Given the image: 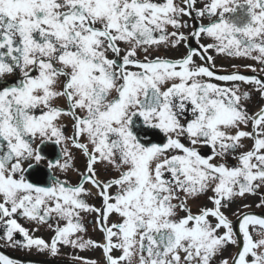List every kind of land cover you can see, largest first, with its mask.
Instances as JSON below:
<instances>
[{"label":"snow or ice","instance_id":"obj_1","mask_svg":"<svg viewBox=\"0 0 264 264\" xmlns=\"http://www.w3.org/2000/svg\"><path fill=\"white\" fill-rule=\"evenodd\" d=\"M197 3L0 0V239L53 257L60 246L100 249L105 264H229L223 253L236 245L231 264H264V217L237 209V231L227 215L264 189V106L248 111L253 90L264 101V78L217 74L209 54L250 59L264 73V0ZM193 12L209 21L191 33L198 48L150 58L189 39L180 29ZM100 168L115 175L102 180ZM201 198L212 206L193 213L189 201ZM87 215L102 242L85 238ZM42 226L48 241L30 234ZM0 264L15 262L0 255Z\"/></svg>","mask_w":264,"mask_h":264},{"label":"flooded vegetation","instance_id":"obj_2","mask_svg":"<svg viewBox=\"0 0 264 264\" xmlns=\"http://www.w3.org/2000/svg\"><path fill=\"white\" fill-rule=\"evenodd\" d=\"M158 2H163V0H158ZM175 2L180 4L181 6H184L182 4V0H175ZM205 2L206 0H198V3L195 5V7L197 9H200L204 6ZM193 17H195V19H193ZM182 20L186 21L188 26L181 28L180 31L184 33L185 36H188L189 39L182 42V44L176 49L165 48L161 46L158 49H155L152 51V55L150 58H155L159 56L162 58H170L172 60H175L185 55L189 48H198L196 41L191 38V33L194 30H196L200 25L207 24L209 21L205 18L196 17L195 12H193L191 16L182 17ZM168 31L171 32L173 31V29L169 27ZM212 42L213 41L207 37H202L201 39V43L204 45H207L208 43H212ZM209 54L215 57L214 59L215 68H213L212 70L216 72L217 74H225V73H230L233 71H239L240 73L248 75V76L255 75V76L264 78V73L260 72L261 65H259L255 61H252L250 59H244V58L235 59V58L227 57L224 55H217L215 52L211 50ZM140 58L141 59L143 58L142 54ZM197 62L203 63L199 60H197ZM233 65H239L241 67H239V69H236L232 67ZM248 65L255 67L257 69V72L253 73L250 68L245 67ZM205 79H208V78H205ZM211 82L218 83V84L223 83V82H218L215 80H212ZM256 96L259 97V94H257ZM258 99L260 100L262 106H264V101H262L260 97ZM57 104L58 106L63 107L64 101L58 100ZM252 112L253 111H251V113ZM61 123L65 125V132L67 135L70 136L72 134V123H71L70 118L65 117L61 121ZM154 140L158 143H162L164 142L165 138L163 137L162 134H157L156 136H154ZM184 142L187 143V141H184ZM73 151L76 153V158L74 160L75 167L79 169L81 172H83L85 169V162H86L85 157H83V155L80 154L78 150L73 149ZM200 151H201V154H204V155H207L209 153V149L206 147H201ZM228 163L232 165V164H235L236 162L230 158ZM98 175L100 179L106 180L110 178V176L115 175V173L113 171H109V173L106 175L104 170L100 168L98 171ZM66 178L72 184H76L79 181V176L76 172L69 173ZM32 179H37V177L33 176ZM87 186L88 185H86V187ZM208 195H211V193H208ZM261 195H264V189L261 190L260 195H249L246 198H239L232 205V209L230 212L227 213V215L229 216V219L233 222V224L236 226L237 231H238V220L235 215H232V212H235L237 209H240L243 212L255 214L259 217H264V207L255 206L257 203L260 202ZM89 203L95 205L96 207L100 206L99 198L95 196L89 200ZM205 204H207L208 207L212 206L210 203H208L205 199H202V198L189 201V206L191 207L193 213H196L199 207ZM244 204L251 205L252 207L243 208L242 206ZM181 215H183V213H181ZM94 219H95L94 215L85 216L84 223L87 225V228H88L85 238L86 239L90 238L94 241L102 242L101 233L95 230L92 226L91 221H94ZM19 222L22 223V225L25 228H28L30 230L33 228V224H31L28 221L20 220ZM30 234L34 235L35 237L43 238L46 241H48L52 237L53 232L49 230L47 226H42L39 231H36L34 233L30 231ZM253 235H254V238H256L255 234ZM17 239L22 240L23 238L20 237L19 234H17ZM241 243H242V239H241ZM237 251H238V247L236 245H229L227 247V250L223 253L224 257L229 258V264H231L230 258L234 256ZM0 255H5L9 257L15 262V264H78V262L73 260L72 258L73 256H76V255L86 257L89 260H95L97 264H105L104 256L100 249H92V250L80 252L79 250L72 249L70 247L60 246L59 254L53 257L48 252H40L36 248L27 249L22 246H18V247L10 246L3 239H0ZM219 259L220 258L217 257L216 260L214 261V264H219Z\"/></svg>","mask_w":264,"mask_h":264},{"label":"rangeland","instance_id":"obj_3","mask_svg":"<svg viewBox=\"0 0 264 264\" xmlns=\"http://www.w3.org/2000/svg\"><path fill=\"white\" fill-rule=\"evenodd\" d=\"M250 87L251 86H245L243 90H248ZM257 94L258 93H255L254 90L252 91L251 103L248 104V111H249V113H251V111H253L252 113H255L262 106L260 100L258 99L259 97L256 96ZM246 130L250 131L251 129L249 128V129H246ZM252 143L253 142L251 140L245 139L244 140V144H245L246 147H245V149H242V150H248V149H250L251 146H252Z\"/></svg>","mask_w":264,"mask_h":264}]
</instances>
